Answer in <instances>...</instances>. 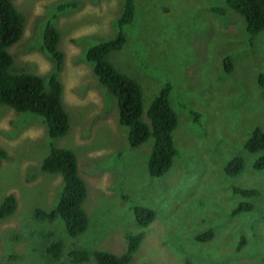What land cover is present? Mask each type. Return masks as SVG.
<instances>
[{"label":"rangeland","instance_id":"1","mask_svg":"<svg viewBox=\"0 0 264 264\" xmlns=\"http://www.w3.org/2000/svg\"><path fill=\"white\" fill-rule=\"evenodd\" d=\"M124 2L14 0L26 22L22 39L10 48L14 72L39 74L48 88L55 64L43 48V30L52 21L61 32L65 61L56 74L71 129L50 138L42 116L0 104V144L9 153L0 161V206L9 194L17 200L15 212L0 217V263L75 264L72 249L122 254L127 235L143 232L131 264H264V169L253 167L258 154L244 146L255 127L264 130V32L251 35L245 17L226 0H135L136 18L123 27L127 42L108 58L139 81L146 111L170 83L179 116L174 164L152 177L154 138L130 145L116 97L86 59L90 46L117 34ZM67 3L74 5L60 8ZM144 119L150 121L146 112ZM51 144L76 152L89 187L90 223L77 237L61 218L35 216L37 209H52L63 189L61 174L41 170ZM236 156L245 158V169L231 176L225 167ZM236 187L259 195L243 197ZM240 202L255 206L233 215ZM137 205L156 212L149 226L137 223ZM209 230L212 239L199 241ZM58 239L65 244L59 260L47 252Z\"/></svg>","mask_w":264,"mask_h":264},{"label":"trees","instance_id":"2","mask_svg":"<svg viewBox=\"0 0 264 264\" xmlns=\"http://www.w3.org/2000/svg\"><path fill=\"white\" fill-rule=\"evenodd\" d=\"M226 2L245 17L247 30L251 35L264 32V0H226ZM73 5L74 3H67L60 8ZM135 18V0H125L117 23L119 27L117 34L114 38L90 46L86 52V59L92 64L100 83L107 86L116 97L119 120L128 128L130 145L138 147L151 137L154 138L148 168L152 177H160L171 169L178 154L174 132L179 126V116L171 104L172 85L166 84L146 111L144 92L139 81L119 71L108 58L113 51L123 48L127 42L123 27L132 24ZM25 28V18L14 0H0V104H7L19 112H32L42 116L47 124L50 138L65 136L71 129V116L63 99L64 84L56 74L62 70L65 61V54L60 49L61 32L52 21L47 22L43 30V48L55 64V73L50 75L47 88L44 77L39 74L14 72L15 57L10 48L20 42ZM224 66L227 72L232 71L230 57L224 60ZM261 82L264 83L262 79ZM145 112L150 121L144 119ZM244 146L248 152L258 154L253 167L257 170L264 169V130L260 126L251 131ZM8 157V151L0 144V161ZM245 163L244 157H233L226 164L225 171L231 176L238 175L245 169ZM41 170L61 174L63 189L57 204L52 209H37L35 216L40 220L48 221L61 218L71 237L83 234L90 223L89 214L85 209L89 187L80 174L76 152L51 144L50 152L42 161ZM234 192L243 197L259 195V191L254 188L236 187ZM254 206L252 202H240L233 209L232 214L252 210ZM16 209V197L9 194L0 206V217L6 218ZM133 210L137 223L142 227L149 226L156 219V212L151 208L137 205ZM213 235V231L209 230L197 238L205 242L212 239ZM143 236V232L128 234V246L122 254L105 250L90 252L86 249H72L69 256L75 264L88 262L92 258L97 264H131L140 248ZM64 248V242L58 239L50 243L47 252L51 257L59 260Z\"/></svg>","mask_w":264,"mask_h":264},{"label":"crops","instance_id":"3","mask_svg":"<svg viewBox=\"0 0 264 264\" xmlns=\"http://www.w3.org/2000/svg\"><path fill=\"white\" fill-rule=\"evenodd\" d=\"M85 179V178H84Z\"/></svg>","mask_w":264,"mask_h":264}]
</instances>
